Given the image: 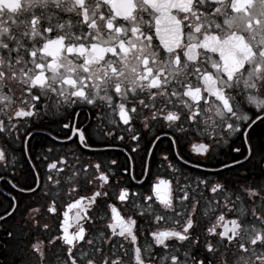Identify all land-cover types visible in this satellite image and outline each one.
Returning a JSON list of instances; mask_svg holds the SVG:
<instances>
[{"label":"snow or ice","instance_id":"obj_1","mask_svg":"<svg viewBox=\"0 0 264 264\" xmlns=\"http://www.w3.org/2000/svg\"><path fill=\"white\" fill-rule=\"evenodd\" d=\"M91 2L38 0L34 31L0 35V229L27 264H264V32L230 31L237 3L259 25L264 0H191L180 46L154 48L143 0L130 17Z\"/></svg>","mask_w":264,"mask_h":264},{"label":"flooded vegetation","instance_id":"obj_2","mask_svg":"<svg viewBox=\"0 0 264 264\" xmlns=\"http://www.w3.org/2000/svg\"><path fill=\"white\" fill-rule=\"evenodd\" d=\"M38 0H0V35H6L9 32V29L13 33H20L25 28H28V30L34 31L29 27V25L26 23V17L29 13L32 12L33 7H35ZM68 3H71V0H67ZM103 3L108 6L106 10H110L112 14L115 16H126L130 17L133 15L134 9L137 7V4L134 3V0H103ZM222 4L224 7H229L226 0H222ZM147 5L148 8H150L152 11H150L148 14L151 16H155L156 25L155 28H153V32L155 31L156 37H154V40L151 42V47H156V45L164 44L165 47H176L180 46V22L177 19L176 15L173 14L174 9H179L180 13H186L189 11V8L191 6V0H143V2L140 3V7L144 8ZM89 7H92V2L90 0ZM236 7L238 9H241L236 15L232 17V20L234 21V27L230 29L232 32H237L238 30H244L246 34L252 33V32H264V15L259 16V25L255 24V20L257 19L258 10L260 8V5L257 4L255 7H250L249 11L252 12V15H247L244 11V5L241 3H237ZM99 9L100 4L97 3L94 12L96 14L97 23L103 25L104 21H101L99 19ZM156 13H159V15H155ZM91 19V17H90ZM187 19V17H185ZM204 19L203 17L201 18ZM249 21H253L251 28H247L246 24ZM145 26L148 25V21H143ZM191 23L193 25L194 29H198L199 25L198 22L193 19L191 20ZM163 24L165 28L167 29V33L165 34L164 39H161V29L160 25ZM114 31H118L114 30ZM114 39V36H109V40ZM135 43H144L143 52L151 55V48L148 46L146 42H141L138 39H134ZM207 42H215V37H205L204 41H201L200 43H207ZM253 44H255L257 41H251ZM261 43H264V37H261L260 41ZM196 37L193 34L190 37V45L192 55H195V49L197 47ZM234 48H237L241 51H248L247 46L244 44L242 40H237L233 42L232 45ZM60 48L61 44L59 41L50 42L46 46V51L53 56H59L60 55ZM105 51H111V48H101L99 46L95 47L92 50L90 59L92 60H99L104 56ZM124 51H127V49H124ZM139 49L136 52H133L131 56L127 59V67L123 69V71L126 73V79L128 81L134 82V75L136 70L138 69L139 64L141 61H138L136 59V56L139 53ZM117 63V66L119 67V61H109L108 63ZM65 67L67 68L69 65L72 64V61L68 60L66 57L63 61ZM94 71H100V69L95 68ZM13 88L15 90V93L17 96L20 95L19 92V86L14 84ZM89 110L85 109L84 113L81 116V119L84 120L86 123L91 121V117L87 116V112ZM118 120V117H116ZM39 130V129H38ZM189 139H195L194 137L190 136ZM37 140H39L41 143L44 142L43 136L37 137L36 140H33L32 143L36 145ZM67 147H73V145L69 144ZM162 147H167V142L162 145ZM67 149H62L63 151H66ZM188 146L186 145L184 148V152L187 155ZM91 155V154H90ZM115 158V156H113ZM83 159V158H82ZM98 159V157L92 155L91 162H95ZM120 159H123V156L120 157ZM160 178L162 179H170L171 176L168 173H165L163 170L159 173ZM153 183L155 182V177L153 178ZM0 190H3V187L0 186ZM83 194V193H82ZM0 200H4L3 196H0ZM7 203V201H5ZM75 210L70 211V216L73 214ZM227 219H230L232 217H226ZM168 225H165L163 222L161 223V227H167ZM222 230V229H221ZM69 231H72L70 228ZM28 261V255L26 252H22L20 250V246L15 241H10L7 237L6 233L0 229V264H27ZM35 264V262H33Z\"/></svg>","mask_w":264,"mask_h":264}]
</instances>
